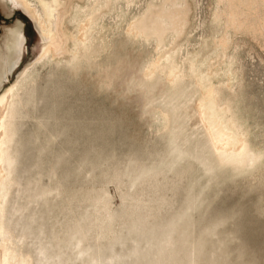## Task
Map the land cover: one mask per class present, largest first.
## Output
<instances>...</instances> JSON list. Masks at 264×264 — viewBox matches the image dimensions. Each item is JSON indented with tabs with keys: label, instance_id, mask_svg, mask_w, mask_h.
<instances>
[{
	"label": "rangeland",
	"instance_id": "obj_1",
	"mask_svg": "<svg viewBox=\"0 0 264 264\" xmlns=\"http://www.w3.org/2000/svg\"><path fill=\"white\" fill-rule=\"evenodd\" d=\"M151 1L118 0L103 19L108 47L74 74L61 57L37 60L44 44L33 21L0 4V39L16 23L26 39L0 95L32 75L13 107L1 216L8 247L28 264H264V51L239 36L232 78L213 77L247 141L242 161L221 158L188 73L191 57L204 62L200 73L215 53L216 0H191L173 82L159 70L141 75L158 46L126 33Z\"/></svg>",
	"mask_w": 264,
	"mask_h": 264
},
{
	"label": "bare ground",
	"instance_id": "obj_2",
	"mask_svg": "<svg viewBox=\"0 0 264 264\" xmlns=\"http://www.w3.org/2000/svg\"><path fill=\"white\" fill-rule=\"evenodd\" d=\"M117 1L35 0L39 5L35 7L30 0H0V4L7 13L21 9L33 21L44 44L37 60L45 56L61 57L74 74L83 63L93 66L100 53L108 47L106 38L109 27L103 19ZM122 1L130 4L132 0ZM192 9L191 0H152L138 17L127 24L126 33L155 39L158 46V56L141 73L143 77L152 76L156 70L171 82L180 76L174 54L178 51L179 40L184 38L191 24ZM212 17L221 26L220 33L211 41L215 53L205 57V70L200 73L198 68L204 62L191 57L188 70L189 74L195 76L201 89L197 118L203 123L221 158L242 161L247 153L244 132L230 115V107L218 102L213 77L232 78L227 66L228 51L239 36L254 41L264 51V0H216ZM25 40L20 23L4 30L0 39V87L19 63ZM132 69L126 63L122 64L123 74L128 75ZM19 75L18 78L22 74ZM30 80L32 75L20 78L0 95V264H28L26 259L8 247V239L1 232V216L10 185L9 169L13 163L8 152L15 117L13 107L18 91ZM136 101L139 105L143 103L141 93Z\"/></svg>",
	"mask_w": 264,
	"mask_h": 264
}]
</instances>
